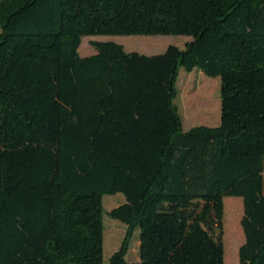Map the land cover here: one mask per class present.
<instances>
[{"label":"trees","instance_id":"obj_1","mask_svg":"<svg viewBox=\"0 0 264 264\" xmlns=\"http://www.w3.org/2000/svg\"><path fill=\"white\" fill-rule=\"evenodd\" d=\"M0 28V264H103L116 194L109 264H224L225 197L242 201L238 264H264V0H0ZM89 36L191 40L81 58ZM180 68L219 77L218 126L182 132Z\"/></svg>","mask_w":264,"mask_h":264},{"label":"rangeland","instance_id":"obj_2","mask_svg":"<svg viewBox=\"0 0 264 264\" xmlns=\"http://www.w3.org/2000/svg\"><path fill=\"white\" fill-rule=\"evenodd\" d=\"M1 33V28H0ZM191 40L185 36H89L81 39L78 47V55L81 58L95 54L92 44L97 42H111L122 46L127 53H137L144 56L162 54L168 46H175L183 49L186 42ZM206 81L207 87L213 90V107L207 106L206 88H201V84ZM177 95L174 99V106L177 108L181 118V130H188L198 127H216L220 123V79L209 78L200 73L197 69L190 73L182 68L178 70L176 80ZM231 200L238 203V211L233 214L230 209ZM223 202L222 215V246L224 264H238V250L244 239L239 222L242 217V201L240 198L225 197ZM124 198L121 194L106 195L102 197V260L103 264H109V259L113 253L118 251L125 238L126 227L121 223L112 220L109 213L112 209L122 205ZM238 233V234H237ZM234 234L240 239L235 243ZM128 263L139 262V237L138 230H134L130 237L128 251L125 256Z\"/></svg>","mask_w":264,"mask_h":264}]
</instances>
